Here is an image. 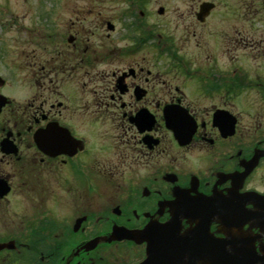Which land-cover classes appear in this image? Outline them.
<instances>
[{
  "label": "flooded vegetation",
  "instance_id": "1",
  "mask_svg": "<svg viewBox=\"0 0 264 264\" xmlns=\"http://www.w3.org/2000/svg\"><path fill=\"white\" fill-rule=\"evenodd\" d=\"M73 1L61 3L57 18L45 15L40 57L30 30L17 19L0 23V264H141L174 213L176 234L192 235L198 198L223 214L208 217L209 231L202 225L206 247L200 236L181 241L191 251L211 241L224 246L179 264L257 261L264 253V125L236 112L250 72L233 57L227 65L224 55L205 56V70L193 71L198 58L179 54L173 32L160 31L161 20L173 26V8L171 16L158 9L152 23L140 9L135 29ZM200 5L180 12L196 20L194 36L217 10L200 22ZM193 78L196 87H180ZM20 79L22 100L12 94ZM257 86L264 102V83ZM184 90H193L189 100ZM168 105L179 110L176 131L165 120ZM182 109L193 119L179 118Z\"/></svg>",
  "mask_w": 264,
  "mask_h": 264
},
{
  "label": "rangeland",
  "instance_id": "2",
  "mask_svg": "<svg viewBox=\"0 0 264 264\" xmlns=\"http://www.w3.org/2000/svg\"><path fill=\"white\" fill-rule=\"evenodd\" d=\"M77 1H80L82 6H94L96 12L101 11V17L114 23L123 22V19L126 23H140L142 19L139 14L140 9L146 11L148 21L152 23L158 19L157 13L160 7L166 9L168 16L172 15L171 8H173V26L166 25L170 22L169 20H161L160 31L163 34L173 32V44H176L174 48L179 51V54L198 58V62L196 61L194 65L198 67H195L193 71L198 70L196 68L199 67L205 70L206 62H208L205 58L207 55L217 56V58L218 55H224L221 60H225L227 65L233 57L237 65L245 67L253 81L242 96L243 105L236 112L240 113L241 118L247 122H261L264 125V102L261 101V90L257 86L259 82L264 83V0H142V4L138 0ZM203 1L214 2L217 10L204 25L197 26V35L194 36L193 28L189 25L196 20H191L190 17L184 20L180 12H186L192 6L197 8ZM65 2L73 5L74 1L65 0ZM61 3L63 6L64 0H0V23L17 19L18 28L20 26L23 29L27 28L28 33L30 30L31 34H28V37L34 44L37 52L35 55L40 57L45 15L50 13L51 18H57ZM128 8L134 12L133 16L124 17V12ZM177 8H179L178 14L175 13ZM218 8H223L224 16L221 19H218ZM19 32L20 30L18 34ZM21 82L20 79L18 89L12 92L19 100L26 96V92L20 89L22 86L25 89L26 86L22 83L20 87ZM179 85L193 89L196 87V81L195 83L187 82V84L182 81ZM34 90L35 88L32 91ZM184 91L189 92L187 97L189 100V94L193 90Z\"/></svg>",
  "mask_w": 264,
  "mask_h": 264
},
{
  "label": "water",
  "instance_id": "3",
  "mask_svg": "<svg viewBox=\"0 0 264 264\" xmlns=\"http://www.w3.org/2000/svg\"><path fill=\"white\" fill-rule=\"evenodd\" d=\"M214 6L215 4L212 2H203L200 6V11L198 12V19L200 21H204L205 17L210 13L211 9ZM163 11H164L163 8H161L160 12L163 13ZM1 103L2 105H4L6 101L2 100ZM182 110L184 112L183 113L181 112L182 114L181 116L179 115V118H182V116L190 117L188 115V112L185 109H182ZM176 112H179V110L175 109L173 105H168L164 109V115H165L167 126L175 131H176V125H177V121L175 117ZM218 113H221V111L215 114V120L218 119L217 117ZM190 118L193 119V117H190ZM234 121L235 120H233V124L235 123ZM36 140L40 145V143L42 142V132L41 131L36 134ZM249 163H251V166H250V169H251L256 164V157L254 158L253 161ZM179 193H178V197L180 198L181 195ZM212 203H213V200L211 199L198 198L196 201H194V204H193L194 217H199L201 220L198 224V227L194 229L192 235H193V238H196L198 236L204 237V240L198 244L199 246H202V244H204L205 247L207 246L205 243L206 242L205 238H207V236H203L202 232L209 231L208 225L210 221L208 220V217L209 219H211V217L218 216V215L220 216L221 214H223L220 211L221 207H217L213 205ZM190 207L191 206L189 204H185L183 206L184 212H182V215L183 213L186 216L191 215L192 213L189 211ZM178 225H180V215L178 213H174V219L171 222L164 225L161 229V232H162L161 242L159 243L157 239L155 238L149 240L148 258L141 264H179V263H186L187 261H192V259H200V258L209 257L210 255L212 256L213 253H216V254L218 253L216 250V245H220V243L219 244L213 243V241H211V245H210L211 247L209 249H205L204 251L197 250V249H194L193 251H191L190 249H188L185 242L181 241V239H187V237L192 236V235L191 233H187L184 236H180L176 234V231L179 230ZM202 225L205 226L204 229L202 228ZM201 228H202V232H201ZM164 239L165 241H163ZM172 239H173V244L171 243ZM220 246H224V245H220ZM225 255H226V252H223L222 254H220L221 259L219 261H224L226 263L228 258ZM234 256H237V255H234ZM242 257L243 259H245L244 253ZM251 263L264 264V253L262 256L257 257V261H253V259L252 260L246 259L243 262V264H251Z\"/></svg>",
  "mask_w": 264,
  "mask_h": 264
},
{
  "label": "trees",
  "instance_id": "4",
  "mask_svg": "<svg viewBox=\"0 0 264 264\" xmlns=\"http://www.w3.org/2000/svg\"><path fill=\"white\" fill-rule=\"evenodd\" d=\"M138 1H139V3L142 4V0H138ZM140 23H142V22H140ZM133 26H134L135 29L140 28V24L139 23H134Z\"/></svg>",
  "mask_w": 264,
  "mask_h": 264
}]
</instances>
